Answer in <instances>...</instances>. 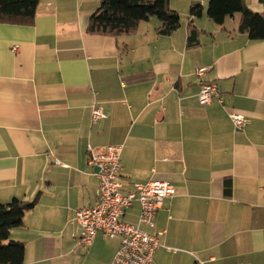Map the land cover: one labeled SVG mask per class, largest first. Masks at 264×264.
Returning <instances> with one entry per match:
<instances>
[{"label":"crops","instance_id":"1","mask_svg":"<svg viewBox=\"0 0 264 264\" xmlns=\"http://www.w3.org/2000/svg\"><path fill=\"white\" fill-rule=\"evenodd\" d=\"M244 1L264 12V0ZM208 3L170 0L181 27L169 36L157 18L128 36L89 33L101 0H41L31 24L0 22V203L37 199L10 233L24 264L112 263L120 240L80 246L76 220L98 198L89 148L111 145L123 146V193L151 180L176 189L142 227L162 245L151 264H264V42L240 31V14L214 23ZM203 83L218 87L210 105ZM94 106L105 119L92 121ZM140 213L134 202L122 219Z\"/></svg>","mask_w":264,"mask_h":264},{"label":"built area","instance_id":"2","mask_svg":"<svg viewBox=\"0 0 264 264\" xmlns=\"http://www.w3.org/2000/svg\"><path fill=\"white\" fill-rule=\"evenodd\" d=\"M207 71V68H199L196 74L203 77ZM218 96L217 85L203 83L198 100L201 105H210ZM105 118L103 108L94 106L92 121ZM230 118L237 130H243L249 122L244 115L237 113L230 114ZM122 150L121 145L107 146L100 152L89 148L88 165L99 169L100 185L96 204L76 213L81 227L78 244L90 246L101 233L105 238L120 240V247L111 264H151L162 245L158 236L149 234L142 227H155L158 212L166 200L175 197L176 189L167 181L151 180L136 183L129 192L123 193L120 182ZM134 202H138L141 209L139 223H126L122 218Z\"/></svg>","mask_w":264,"mask_h":264},{"label":"trees","instance_id":"3","mask_svg":"<svg viewBox=\"0 0 264 264\" xmlns=\"http://www.w3.org/2000/svg\"><path fill=\"white\" fill-rule=\"evenodd\" d=\"M41 0H0V22L31 24ZM203 6L191 7L190 16L200 17ZM240 14V31L251 41L264 42V12L253 13L244 0H209L207 16L217 25ZM157 18L161 22L158 34L169 36L181 27L179 13L170 8V0H101L99 9L91 16L88 32L93 35L118 38L137 32L141 22ZM195 27L190 23L189 47L197 44ZM37 199L28 202L18 199L0 203V264H24L25 245L10 240L13 229L22 225L24 216L33 210Z\"/></svg>","mask_w":264,"mask_h":264},{"label":"water","instance_id":"4","mask_svg":"<svg viewBox=\"0 0 264 264\" xmlns=\"http://www.w3.org/2000/svg\"><path fill=\"white\" fill-rule=\"evenodd\" d=\"M96 172L98 173L99 172V169H96Z\"/></svg>","mask_w":264,"mask_h":264},{"label":"rangeland","instance_id":"5","mask_svg":"<svg viewBox=\"0 0 264 264\" xmlns=\"http://www.w3.org/2000/svg\"><path fill=\"white\" fill-rule=\"evenodd\" d=\"M240 16L239 14H236V17Z\"/></svg>","mask_w":264,"mask_h":264}]
</instances>
